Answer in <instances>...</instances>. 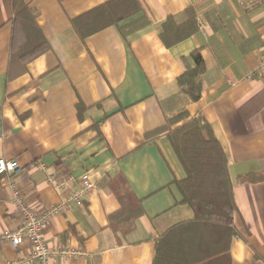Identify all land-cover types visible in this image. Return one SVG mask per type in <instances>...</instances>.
<instances>
[{
    "label": "crops",
    "instance_id": "obj_1",
    "mask_svg": "<svg viewBox=\"0 0 264 264\" xmlns=\"http://www.w3.org/2000/svg\"><path fill=\"white\" fill-rule=\"evenodd\" d=\"M24 1L50 48L9 79L12 0H0V158L21 165L0 175V234L22 227L25 207L42 213L66 201L89 175L97 187L83 205L68 202L43 230L53 251L79 254L50 264H153L157 238L194 212L167 137L146 134L186 109L205 117L229 159L238 232L231 264H264V4L138 0L139 11L116 20L114 0ZM171 17L197 30L167 46L161 32ZM197 49L206 70L194 102L177 78ZM71 175L77 181L58 189ZM120 175L143 207L125 235L109 219L122 206L113 186ZM29 254L28 242H0V262Z\"/></svg>",
    "mask_w": 264,
    "mask_h": 264
},
{
    "label": "trees",
    "instance_id": "obj_2",
    "mask_svg": "<svg viewBox=\"0 0 264 264\" xmlns=\"http://www.w3.org/2000/svg\"><path fill=\"white\" fill-rule=\"evenodd\" d=\"M114 1L119 8L116 20L141 8L138 0ZM12 11L9 79L23 74L30 61L50 48L35 12L24 0H12ZM168 25L175 28L178 35H167ZM165 30L161 38L171 46L193 34L197 26L193 20L178 26L171 17ZM191 57L195 65L184 57L186 69L177 82L181 91L196 102L202 95V75L206 67L198 49ZM160 135L167 137L184 170L185 177L176 183L194 217L173 225L157 238L153 264H231V244L238 235L234 223L237 204L226 152L205 117L202 114L191 116L186 109L168 115L166 123L148 132L146 138L150 140ZM240 179L245 181L248 177ZM113 186L122 206L109 217L110 225L116 234L125 235L134 228V221L143 207L123 176H116Z\"/></svg>",
    "mask_w": 264,
    "mask_h": 264
},
{
    "label": "built area",
    "instance_id": "obj_3",
    "mask_svg": "<svg viewBox=\"0 0 264 264\" xmlns=\"http://www.w3.org/2000/svg\"><path fill=\"white\" fill-rule=\"evenodd\" d=\"M264 4V0H241L242 5ZM261 66L264 67V55L261 57ZM21 171V165L16 159L0 158V175H15ZM74 176L57 183V188L67 190L76 182ZM79 187L68 195V199L58 205L49 208L47 211L38 213L37 211L24 208V224L18 230H5L0 234V242L8 241L15 248L20 247L23 243L30 244V254L24 258H15L6 260L0 264H50L51 259L58 254L75 255L77 251L62 250L53 251L45 241L43 230L49 224L53 215L62 212L68 202H74L77 205H83L85 197L97 187V184L89 175L82 177L79 181ZM19 199V195L15 196Z\"/></svg>",
    "mask_w": 264,
    "mask_h": 264
}]
</instances>
